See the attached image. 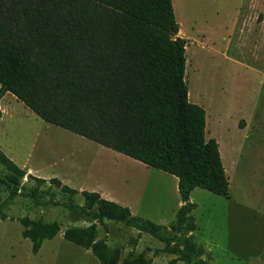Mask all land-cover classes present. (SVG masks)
Returning a JSON list of instances; mask_svg holds the SVG:
<instances>
[{
  "label": "trees",
  "instance_id": "trees-1",
  "mask_svg": "<svg viewBox=\"0 0 264 264\" xmlns=\"http://www.w3.org/2000/svg\"><path fill=\"white\" fill-rule=\"evenodd\" d=\"M178 29L171 0H0V98L11 93L41 120L176 177L182 201L171 223L157 224L99 192L28 174L0 149V221L12 219L4 208L16 197L39 206L48 195L89 222L66 227L62 237L99 264H152L145 251L109 247L97 227L105 222L164 242L175 255L167 264H211L194 239L189 195L200 188L228 198L229 182L217 141L205 136V110L188 98ZM24 178L34 184L26 187ZM52 188L68 200H54ZM15 220L33 252L61 231L57 221ZM179 236L182 245H172Z\"/></svg>",
  "mask_w": 264,
  "mask_h": 264
},
{
  "label": "rangeland",
  "instance_id": "rangeland-1",
  "mask_svg": "<svg viewBox=\"0 0 264 264\" xmlns=\"http://www.w3.org/2000/svg\"><path fill=\"white\" fill-rule=\"evenodd\" d=\"M171 1L177 36L186 40L188 98L205 110V136L217 141L229 182L228 198L199 188L191 193L197 204L194 239L211 253V264H264V0ZM0 110V149L28 174L56 177L75 189L108 190L107 196L126 203L134 215L157 224L174 220L181 199L174 176L126 156L116 166L110 154L117 152L41 120L11 93L0 98ZM111 176L130 179L107 180ZM22 184L31 187L34 181L24 178ZM51 191L54 200H68L58 189ZM5 196L2 191L0 203ZM74 200L83 202L80 196ZM40 201L36 206L19 196L5 206L12 219L0 221V264H99L90 251L62 237L68 226L89 224L81 213L53 205L48 195ZM26 215L61 225L37 252L15 220ZM97 227L109 247L123 245L124 254L145 251L152 264L175 258L163 251L164 242L134 228L118 222ZM183 239L172 245L181 246Z\"/></svg>",
  "mask_w": 264,
  "mask_h": 264
},
{
  "label": "crops",
  "instance_id": "crops-1",
  "mask_svg": "<svg viewBox=\"0 0 264 264\" xmlns=\"http://www.w3.org/2000/svg\"><path fill=\"white\" fill-rule=\"evenodd\" d=\"M1 119V118H0ZM105 148V147H104ZM107 149H109V148H107ZM112 150V149H111ZM114 151V150H113ZM116 152V151H115ZM110 156H112L114 159H115V161H116V163H115V165L117 164V161H118V159H121V158H123V157H121V156H125V155H123V154H121V153H111L110 154ZM126 157H128V156H126ZM130 158V157H129ZM117 159V160H116ZM132 159V158H131ZM132 160H134L135 162H137V163H139V164H141L142 166H144V167H147L145 164H143V163H141V162H139V161H137V160H135V159H132ZM116 166H118V165H116ZM112 178H109V179H107V180H111V181H119V182H121V183H125V182H127L128 181V179H130L128 176L126 177V176H120L119 177V180H118V178H116V177H113V176H111ZM174 182H175V184L177 183V179H176V177H174ZM96 189V192H99L100 193V195L103 197V198H106V199H108V200H112V201H115V202H117V203H119V204H121V205H126V203H124V202H120V200H117L116 198H114V197H111V196H107V191L108 190H105V189H100V188H95ZM196 189H198V188H196ZM200 189V188H199ZM78 190H85V189H78ZM178 190V189H177ZM195 190V189H194ZM193 190V191H194ZM203 190V189H202ZM192 191V192H193ZM206 191V190H205ZM191 192V193H192ZM208 192V191H207ZM191 193H190V195H189V201L190 202H192L191 200H190V196H191ZM213 194V193H212ZM218 196V195H217ZM192 203H194V202H192ZM182 204V201H181V199H180V203L178 204V206H176V209L180 206ZM196 204V203H195ZM196 207H197V204H196ZM204 251L209 255V257L207 258H205V257H203V258H205L206 260H208L209 262H211V260H212V258H211V253L208 251V250H206V249H204Z\"/></svg>",
  "mask_w": 264,
  "mask_h": 264
}]
</instances>
